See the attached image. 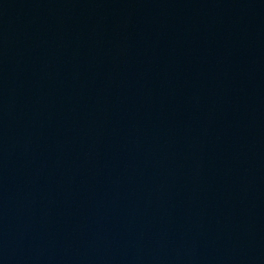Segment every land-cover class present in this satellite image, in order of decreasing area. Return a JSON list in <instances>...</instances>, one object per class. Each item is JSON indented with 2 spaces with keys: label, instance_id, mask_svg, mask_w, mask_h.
Listing matches in <instances>:
<instances>
[{
  "label": "water",
  "instance_id": "water-1",
  "mask_svg": "<svg viewBox=\"0 0 264 264\" xmlns=\"http://www.w3.org/2000/svg\"><path fill=\"white\" fill-rule=\"evenodd\" d=\"M0 264H264V0H0Z\"/></svg>",
  "mask_w": 264,
  "mask_h": 264
}]
</instances>
